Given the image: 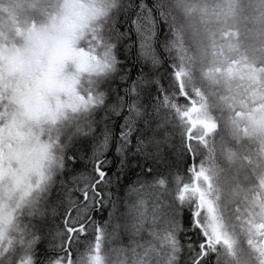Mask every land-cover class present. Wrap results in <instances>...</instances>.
I'll return each instance as SVG.
<instances>
[{
  "label": "clouds",
  "instance_id": "1",
  "mask_svg": "<svg viewBox=\"0 0 264 264\" xmlns=\"http://www.w3.org/2000/svg\"><path fill=\"white\" fill-rule=\"evenodd\" d=\"M45 239L42 264H264V0H0V264Z\"/></svg>",
  "mask_w": 264,
  "mask_h": 264
},
{
  "label": "trees",
  "instance_id": "2",
  "mask_svg": "<svg viewBox=\"0 0 264 264\" xmlns=\"http://www.w3.org/2000/svg\"><path fill=\"white\" fill-rule=\"evenodd\" d=\"M148 2L150 3V0H148ZM121 30H123V25H121ZM129 32L130 35L127 43L131 45V50L128 53L127 57L125 56V51L123 48L120 51V57L121 59L125 60V64L128 68L127 80L123 84L116 82L117 90L121 94H123L122 89L126 88L132 81H134L137 75L140 74V72L146 70L135 62L136 35L134 32L131 31V29H129ZM162 32L163 29H161V33ZM122 123H123V114L120 117H117L113 123L114 130L117 134L120 132ZM115 147L116 145L113 142L110 150L106 154L107 163L104 168V171L107 177L109 178L113 176L116 177L117 186L120 188L122 192L123 188L128 184L132 183V181L136 178L137 173L141 171V161L139 157L132 156L128 158V160L126 161L127 167L125 168L121 164L120 158L115 153ZM91 150H92L91 140L85 139L78 143V145L75 147V149L72 152L73 160L70 162L69 168L65 172L66 179H70L73 175H76L79 172L87 170V165L85 161L90 155ZM143 167H148V165H143ZM105 217H106V212L102 211L100 208H97V210L93 213V218L96 219L97 222L102 221ZM184 223L188 227L191 226V217L190 214L187 212L184 214ZM187 237H188V243L190 244H193V242L198 239L197 235L194 232H188ZM37 249H38L37 256L38 258H40L39 264H42L43 259H46L51 254L50 249L48 247V240L47 239L42 240L41 243L38 244Z\"/></svg>",
  "mask_w": 264,
  "mask_h": 264
},
{
  "label": "snow or ice",
  "instance_id": "3",
  "mask_svg": "<svg viewBox=\"0 0 264 264\" xmlns=\"http://www.w3.org/2000/svg\"><path fill=\"white\" fill-rule=\"evenodd\" d=\"M100 174H101V175H103V173H102V172H101Z\"/></svg>",
  "mask_w": 264,
  "mask_h": 264
}]
</instances>
